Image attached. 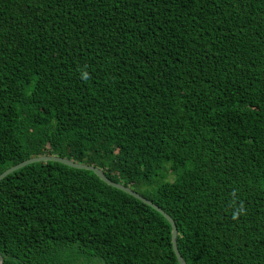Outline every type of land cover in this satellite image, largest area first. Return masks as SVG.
<instances>
[{
	"label": "trees",
	"instance_id": "trees-1",
	"mask_svg": "<svg viewBox=\"0 0 264 264\" xmlns=\"http://www.w3.org/2000/svg\"><path fill=\"white\" fill-rule=\"evenodd\" d=\"M100 168L187 264H264V0H0V175ZM3 264H180L94 172L0 182Z\"/></svg>",
	"mask_w": 264,
	"mask_h": 264
},
{
	"label": "water",
	"instance_id": "water-1",
	"mask_svg": "<svg viewBox=\"0 0 264 264\" xmlns=\"http://www.w3.org/2000/svg\"><path fill=\"white\" fill-rule=\"evenodd\" d=\"M44 161L59 162V163L65 164L67 166H70L72 168L92 171L107 185L114 187V188H117L121 191H124L129 195H132L133 197L139 199L140 201L144 202L145 204L151 206L152 208H154L155 210L160 212L169 221V223L172 226V246H173V250L176 254V257H177L179 263L180 264H187L186 261L184 260V258L182 257L179 249H178V229H177V225H176L175 221L172 219V217L170 215H168L162 208H160L159 206H157L155 203L148 200L147 198L143 197L141 194L135 192L130 187L124 186L120 183H116V182H113L112 180H110L105 175V173L98 167L83 164V163H78V162H75V161L67 159V158H61V157H56V156H41V157H35V158L28 159L24 162H21V163L15 165L13 167L7 169L6 171H4L0 175V182L2 180H4L8 175L12 174L13 172H15L21 168H24L30 164H33V163L44 162ZM3 262H4V257L0 253V264H3Z\"/></svg>",
	"mask_w": 264,
	"mask_h": 264
},
{
	"label": "rangeland",
	"instance_id": "rangeland-1",
	"mask_svg": "<svg viewBox=\"0 0 264 264\" xmlns=\"http://www.w3.org/2000/svg\"><path fill=\"white\" fill-rule=\"evenodd\" d=\"M80 264H98V261H95V262H89V261H83L81 262ZM101 264V263H100Z\"/></svg>",
	"mask_w": 264,
	"mask_h": 264
}]
</instances>
